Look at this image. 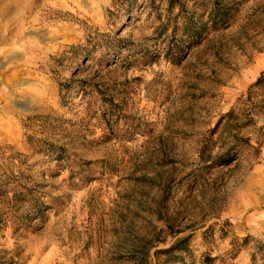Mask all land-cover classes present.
<instances>
[{
  "label": "rangeland",
  "instance_id": "374dc122",
  "mask_svg": "<svg viewBox=\"0 0 264 264\" xmlns=\"http://www.w3.org/2000/svg\"><path fill=\"white\" fill-rule=\"evenodd\" d=\"M0 264H264V0H0Z\"/></svg>",
  "mask_w": 264,
  "mask_h": 264
},
{
  "label": "trees",
  "instance_id": "16d2710c",
  "mask_svg": "<svg viewBox=\"0 0 264 264\" xmlns=\"http://www.w3.org/2000/svg\"><path fill=\"white\" fill-rule=\"evenodd\" d=\"M175 247H176V245H175V246H172V247H170V248H168V249H166V250H163V252H164L165 254L170 255L171 252H173L172 250L175 249Z\"/></svg>",
  "mask_w": 264,
  "mask_h": 264
}]
</instances>
